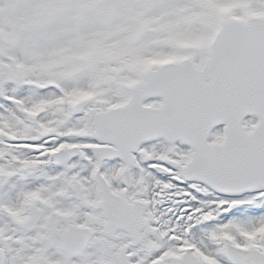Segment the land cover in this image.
I'll return each instance as SVG.
<instances>
[{
	"label": "snow or ice",
	"instance_id": "snow-or-ice-1",
	"mask_svg": "<svg viewBox=\"0 0 264 264\" xmlns=\"http://www.w3.org/2000/svg\"><path fill=\"white\" fill-rule=\"evenodd\" d=\"M0 264H264V0H0Z\"/></svg>",
	"mask_w": 264,
	"mask_h": 264
}]
</instances>
